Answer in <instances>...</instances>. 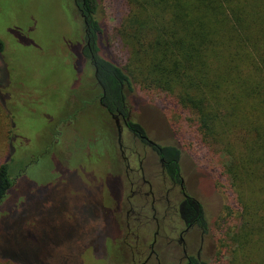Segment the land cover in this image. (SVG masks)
Instances as JSON below:
<instances>
[{
  "label": "rangeland",
  "instance_id": "obj_1",
  "mask_svg": "<svg viewBox=\"0 0 264 264\" xmlns=\"http://www.w3.org/2000/svg\"><path fill=\"white\" fill-rule=\"evenodd\" d=\"M69 2L0 0L8 72V84L0 88V165L11 160L13 175L25 169L0 206V260L9 264L130 262L112 219L117 182L104 152L98 151L104 155L100 159L90 147L89 114L83 113L77 125H56L55 114L64 105L59 96L71 84L72 65L80 57L77 46H85L83 18L74 0ZM125 14L123 0H98L93 17L100 27L97 58L119 67L128 59L116 36ZM88 63L80 59V72L74 70L91 85L94 70ZM90 85L81 92L88 99ZM125 102L131 123L146 137L180 151L183 172L195 183L192 192L204 211L203 261L227 264L224 245L235 225L230 215L235 202L223 173L225 157L200 142L189 115L171 98L134 84Z\"/></svg>",
  "mask_w": 264,
  "mask_h": 264
},
{
  "label": "trees",
  "instance_id": "obj_2",
  "mask_svg": "<svg viewBox=\"0 0 264 264\" xmlns=\"http://www.w3.org/2000/svg\"><path fill=\"white\" fill-rule=\"evenodd\" d=\"M123 1L126 14L116 31L128 57L123 67L96 56L100 27L93 17L98 0L74 3L78 12L90 16L91 50L84 46L80 57H94L104 94L94 77L91 85L78 78L75 70L80 72L82 64L76 57L69 81L79 86L72 91L70 84L59 96L58 103L64 105L57 109L56 125H77L87 112L93 130L90 147L97 154L102 150L113 165L117 134L99 98L112 113L116 107L121 111L134 84L171 98L189 115L200 142L225 157L223 173L235 202L230 212L235 225L224 245L227 264H264V0ZM3 53L0 40V88L8 84ZM89 85L93 89L88 99L82 94ZM168 150L180 155L179 150ZM6 162L0 165V206L25 173L23 169L13 175L11 160Z\"/></svg>",
  "mask_w": 264,
  "mask_h": 264
},
{
  "label": "flooded vegetation",
  "instance_id": "obj_3",
  "mask_svg": "<svg viewBox=\"0 0 264 264\" xmlns=\"http://www.w3.org/2000/svg\"><path fill=\"white\" fill-rule=\"evenodd\" d=\"M80 15L87 36L85 47L90 49V16ZM80 59L86 61L84 57ZM89 63L94 68L96 85L104 94L94 57H90ZM101 99L98 100L100 109L108 114L116 134V122L122 133L121 146L116 141L119 155L111 168L117 182L112 219L119 233V244L130 258L129 263L124 259L123 264L204 263L202 254L208 248L205 217L199 218L200 204L192 192L195 183L183 172L181 154L175 157L168 150L178 149L161 145L138 132L132 126L131 111L125 102L121 111L116 107L112 113ZM202 212L204 215L203 209Z\"/></svg>",
  "mask_w": 264,
  "mask_h": 264
},
{
  "label": "water",
  "instance_id": "obj_4",
  "mask_svg": "<svg viewBox=\"0 0 264 264\" xmlns=\"http://www.w3.org/2000/svg\"><path fill=\"white\" fill-rule=\"evenodd\" d=\"M115 126H116V129H117V141H118L119 146H121V144H120V142H121V134H122L121 133V127L119 126V124L117 122L115 123Z\"/></svg>",
  "mask_w": 264,
  "mask_h": 264
}]
</instances>
